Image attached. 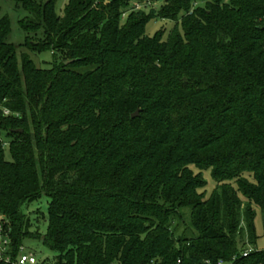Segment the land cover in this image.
Listing matches in <instances>:
<instances>
[{
	"label": "trees",
	"instance_id": "16d2710c",
	"mask_svg": "<svg viewBox=\"0 0 264 264\" xmlns=\"http://www.w3.org/2000/svg\"><path fill=\"white\" fill-rule=\"evenodd\" d=\"M14 1L26 40L0 19L5 256L31 237L53 252L38 264H264V0H69L62 15ZM156 18L182 30L149 36ZM43 195L44 235L21 210ZM183 209L192 236H176Z\"/></svg>",
	"mask_w": 264,
	"mask_h": 264
},
{
	"label": "rangeland",
	"instance_id": "374dc122",
	"mask_svg": "<svg viewBox=\"0 0 264 264\" xmlns=\"http://www.w3.org/2000/svg\"><path fill=\"white\" fill-rule=\"evenodd\" d=\"M69 0H58L56 3V12L60 15L63 14L64 8ZM148 1V0H147ZM161 3H152L148 1L147 4H138L139 8H143L146 11H150V9L155 8L158 9ZM137 5V3H135ZM138 8V9H139ZM24 11L20 8L16 7V2L14 0H0V19L4 16H8L11 21V35L9 37V41L14 43L15 45L20 46L24 49V43L26 40L25 33L19 24V20L24 17ZM175 27L182 30L181 22L170 19L156 18L151 20L146 27V32L149 36H155L159 31H165L163 38L167 39L171 30ZM31 58L35 62L37 66H44L43 62L52 63L53 55L51 52H43V53H34L31 52ZM6 157L8 160H11V155L7 150ZM203 177L207 182V186L205 188L206 195L209 196L212 191L217 186V181L212 175L211 170H203ZM48 202L49 198L46 195L41 196L38 200L33 201L29 204H24L21 208L24 215H26L31 221V232H39L44 235L47 231V216H48ZM182 212V220L178 221L174 227L176 229V236H180L186 234L188 236H192L196 233V231L191 226L190 221V210L183 209ZM255 225L257 230V235L259 236V245L264 247V230L262 223V214L259 210H257V215L255 217ZM24 249L25 252L33 253L37 256V258L42 262L45 260H49L53 257V252L47 248L42 239L39 238H31L28 237L24 241Z\"/></svg>",
	"mask_w": 264,
	"mask_h": 264
},
{
	"label": "built area",
	"instance_id": "2783aa9c",
	"mask_svg": "<svg viewBox=\"0 0 264 264\" xmlns=\"http://www.w3.org/2000/svg\"><path fill=\"white\" fill-rule=\"evenodd\" d=\"M138 6L139 5H137V8H139ZM4 112L6 115L11 114L9 109H5ZM9 242L10 240L8 237L0 236V260H5L6 262L13 263V264H38L39 263L37 256L34 255L33 253L25 252L24 247L21 248V253L16 259V261L11 262V258L8 256L7 257L5 256ZM253 250H254L253 247H249L248 249L243 251V256L249 255ZM236 258L237 256H235L233 260H235ZM220 263L222 264L223 262L221 261Z\"/></svg>",
	"mask_w": 264,
	"mask_h": 264
},
{
	"label": "water",
	"instance_id": "95a60500",
	"mask_svg": "<svg viewBox=\"0 0 264 264\" xmlns=\"http://www.w3.org/2000/svg\"><path fill=\"white\" fill-rule=\"evenodd\" d=\"M139 112H140V110H138L135 114H133V117L138 116L139 115Z\"/></svg>",
	"mask_w": 264,
	"mask_h": 264
}]
</instances>
